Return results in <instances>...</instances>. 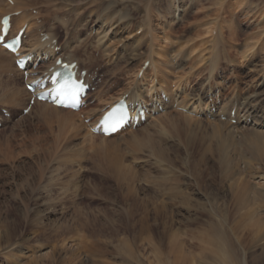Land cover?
<instances>
[{
	"label": "rangeland",
	"instance_id": "obj_1",
	"mask_svg": "<svg viewBox=\"0 0 264 264\" xmlns=\"http://www.w3.org/2000/svg\"><path fill=\"white\" fill-rule=\"evenodd\" d=\"M112 1L119 14L131 17L125 29L120 25L123 42L115 46L114 55L104 56L102 49L93 47L89 38L96 19L93 14L89 29L80 33L81 40H88L86 46L81 41L76 59L85 61L83 68L102 72L105 87L111 83L103 99L92 101L81 112L85 116L78 117L77 122L84 124L80 128L58 119L47 121L35 105L29 114H22L28 99L12 106L8 98L13 89L24 88L22 74L0 67V113L3 107L11 113L0 127V264H158V258L161 264H264V240L255 236L264 231V204L241 210L233 204L228 179L216 159L218 139L212 135L211 118L200 114L206 113L201 107L207 103L205 95L213 94L211 89L219 88L220 108L225 105L223 111H232L230 104L263 77L264 0H184L172 28L166 27L165 20H171L169 6L174 8L179 0ZM34 5L41 13H33V7L29 11L38 15H33V21L41 19L44 32L54 28L60 44L72 37L73 29L67 34L48 13L47 2L37 0ZM65 19L72 17L67 14ZM76 19L81 21V16ZM163 32L169 33V45L162 39ZM131 42L139 43L137 53H131ZM163 45L171 48L170 55L181 51L185 56L190 52L191 57H185L184 67H164L166 73L162 72L152 61L158 56L157 47ZM146 59L150 65L140 77ZM134 81L144 91L148 85L154 87L153 92H145V98L167 88L169 99L172 95L178 99L169 103L178 102L187 111L164 102L167 111L117 136L116 141L92 133L85 118L124 95ZM255 88L263 94L264 80ZM207 146L213 148L210 153H205ZM260 164L264 171V160ZM130 189L147 203V209L135 210L133 218L129 214L136 197L129 198ZM162 204L164 211L155 213ZM146 214L150 228L140 222ZM161 219L168 223L166 228ZM167 230L179 234L182 251ZM15 252L21 253V260L15 259ZM45 252L49 257L37 258Z\"/></svg>",
	"mask_w": 264,
	"mask_h": 264
},
{
	"label": "bare ground",
	"instance_id": "obj_2",
	"mask_svg": "<svg viewBox=\"0 0 264 264\" xmlns=\"http://www.w3.org/2000/svg\"><path fill=\"white\" fill-rule=\"evenodd\" d=\"M56 1H58V0H44V2H47L49 7H50V9H49L50 12H48V13H52L51 15L54 17V19H56L59 23H61L63 28H65V30L67 31V34L70 32L69 30L73 29L72 32H70L72 37L67 39L65 41V43H63V44L59 43V46L61 47V50H60L61 55H63L67 60H73V61L78 60V59H76V51L79 49L78 47H80L79 45L82 41L79 38V37H81L80 33L82 30L84 31L85 29L86 30L89 29L88 28L89 23H87V22L89 21V17H91L90 15L93 14L92 16H94L96 19L93 20L94 25L92 27L90 26L91 28L89 31L91 32V34H90L91 36H89V38L91 37L90 40H92L91 42L94 43L93 47H95L96 49H102L104 56L107 55V56L112 57V54L115 52V48H116L115 46L123 40V37H121L122 35L119 37L120 25L123 23V25H121V27L123 26V28L125 29V27L128 25L127 21L131 18L130 14L129 13L119 14L120 11L116 10V8H117L116 3L112 0H111V2L110 1L108 2L105 0H101V1L100 0H60L59 5L55 4ZM98 1L100 3L97 6L95 3H97ZM183 1L184 0H179V5H177L175 2L176 5H173L174 8H172V6H169V14L171 16V20H165L166 27L168 25L167 28H169V26H171V28H172V25L174 23V19H176V17H177V12H178V10H180L182 8L181 3ZM36 3H37V0H13V4L9 3L7 0H0V11H1V13L4 12L3 14H1V13L0 14L2 16V15L7 14V13H15V12L21 11V13L19 15L13 17V21L15 22V25H14L15 28L14 29L16 31L20 27H22L24 24L28 25L26 35H25V38L23 40V46H22L21 50L24 52H30L31 54L35 53L37 57L38 56L43 57V60H44L43 62L47 63L48 66H46V67L48 69L54 63V57H53L54 51L48 49V43L47 42L41 41V34L40 33L44 31L42 29L43 25L41 22L39 23V19L37 21H33V14L31 15V13L29 11V9H30L29 7H33L34 4L36 5ZM93 4H95L96 6L93 7ZM177 6H178V8H176ZM179 6H181V7H179ZM33 9H34V7H33ZM180 12L182 13V11H180ZM67 14L69 15V18L72 17V19H70V21L69 20L67 21L65 19V15H67ZM148 14H150V13H148ZM59 15H61V16H59ZM76 15L81 16V21L80 20L77 21ZM147 18H148L146 21L147 22V28H148V30L149 29L151 30L152 29L151 28L152 27L151 26V23H152L151 22L152 21L151 14L148 15ZM230 26H232V25H230ZM14 29H13L12 35H14V33L16 32ZM53 29L50 28V30L46 33L50 34L52 39H54V38L56 39L58 37H56L57 34L55 35V32L53 31ZM217 29L219 30V28H217ZM76 31H77V34H75ZM148 32H150V31H148ZM168 32H170V31L168 30ZM210 34H211V32H210ZM170 36H171V34H170ZM73 37H76V39L73 40ZM162 39H164L165 44L168 43V45H169V42H170L169 33L163 32ZM153 42H154V40L152 41V44H153ZM85 43L83 45H85ZM130 45H133L131 47V50H132L131 53L132 54L137 53L136 51H137V48H139V43L131 42ZM221 45H223V44H221ZM123 46L125 47V45H123ZM163 46H165V45H163ZM163 46L157 47V48H159V49H157L158 52L156 51L158 56L155 59L156 61L155 60L152 61L154 63L153 64L154 68L155 67L157 69L161 68L162 72H165L163 70L164 67L169 68V69L170 68L175 69L176 67H184L183 61L185 60V57H188V58L191 57V56H189L191 54L190 52H189V54L186 53L187 56H185V54H182L181 51H179V52L177 51L175 54L170 55L171 52L169 51V49H171V48L166 49V46L165 47H163ZM85 48L86 47H84V49ZM152 50H155V49H153V47H151V51ZM251 51H254V50L251 49ZM216 52H217V50H216ZM223 53L224 52H222V54ZM91 54L92 53H90V55H89L90 61H92ZM122 54H123V51H122ZM254 54H255V52H253V54L251 56H253ZM215 55L216 54H214V57H215ZM46 56H48V59L46 58ZM66 56H68V57H66ZM119 56L120 55L118 54V57ZM114 57H116V56H114ZM200 57H201V55H200ZM221 57H222V55H221ZM244 57H248V56H244ZM251 58H253V57H251ZM147 59L145 61H147ZM15 60H16V58L12 53L6 51L4 48H2L0 46V67L5 69L6 72L7 71H10V72L14 71L17 74L21 73L23 75V72H21L17 68V66L15 64ZM212 60H214V61H212ZM212 60L211 61L213 62V66H216L218 58L215 57ZM78 61L80 64L81 60H78ZM84 62L85 61L83 60L82 63H84ZM92 63H94V62L92 61ZM175 65H178V66H175ZM213 66H210V67H213ZM191 69L194 70L195 66H192ZM33 71H34L33 69H30L31 73ZM212 71H213V69H212ZM232 73H233V71H232ZM9 74H12V73H9ZM159 75H157L156 78H157V81L161 83V81H160L161 79H159V77H160ZM133 80H135V79H133ZM263 80H264V75H263V77H261L260 80H258V82L256 81L257 84L251 85V91H248L243 95H240V97H238L239 96L238 95L237 100L233 101L230 104V106L232 105V107L235 108V118H237V122H238L237 124H233V123H231V121H228V120L227 121L214 120L215 118L213 119V121H211L212 119L210 121H208L209 125L211 126L210 128L212 129V135L216 136L218 139V141H217V145H218L217 147L218 148H217V153H216L217 154L216 159H218V163L220 164V167L222 168L223 175L228 179V182H227L228 189L227 190L230 193L231 201L232 202L234 201L233 204L238 206L240 208L239 210L246 209V208H252L251 204H254V203L258 204V206L256 208H258L259 206L261 208L262 204H264V171L261 169V164H260V162L262 160H264V111L260 105L261 97L263 96L264 93L262 94V92L256 90V88H255L256 86L261 84V82H263ZM163 83H161L162 86H163ZM133 85H132V87H129L130 90L128 88V91L126 90V92L124 93V94L129 93V97L132 99H139V98L143 99V98H145V92H148V93L153 92V88H154L153 86L150 87L148 84H146V85H148L146 90L145 91L141 90V87L139 86L138 81H136V83L134 81ZM103 86L101 89V93L106 91L105 84H103ZM163 89L166 91V93L169 92L167 88L166 89L163 88ZM248 90H250V89H248ZM8 92H9V90H8ZM154 93H156V91ZM10 94H11V97H8V98H9V103L12 106L13 105L18 106L19 103L22 102V100L25 102L26 99H28V103H27V105H25L24 109L28 106L29 99L31 98V94L26 89V86H24L23 89H19V88L13 89ZM105 95H107V94H105ZM25 97H26V99H25ZM187 98L189 99V97H187ZM173 99H174V101H176L177 97L172 95V97H170V100H173ZM111 101H114V99H112ZM163 104H164V102H163ZM182 105H184V104H182ZM35 106H37V108L40 107L41 111H43L42 116H44V118H46L47 121L50 119H54V120L58 119V120L64 122L65 125H66V123H68L69 125L70 124L73 125L75 128H78V127L80 128L81 126L84 125L83 122H82V124H80L81 122H77V120H79L78 117L82 114L80 111H79V113H80L79 114L73 110L55 107V106H52L46 102H40V101H36ZM226 106H227L226 107V109H227L228 104H226ZM34 108L35 107L33 106L32 110ZM223 108H225V105L221 107L222 110H223ZM223 112L228 115L229 119H233V117L231 115L232 111H223ZM60 124H62V123H60ZM67 128H68V126H67ZM87 134L91 135L89 130L87 131ZM121 134H116V135H113L110 137H104V139L108 142L116 141L117 140L116 137L121 135ZM210 149L213 150V148H211V146H207V148L205 149V153L207 151L211 152ZM214 151H215V149H214ZM119 157L123 158V156H119ZM117 161H122V160H117ZM113 163H115V162H113ZM125 165H126V163H125ZM121 167H122V165H121ZM122 169H123V167H122ZM128 195L130 196L129 197L130 199L131 198L134 199L136 197L134 199L133 203L131 204L132 205L131 210H130L131 214H129V217L132 216V218H133L134 211L137 209H140L141 207H144V208L146 207L145 209H147V206H146L147 203L144 200L146 198H144V199L137 198V195L131 189L128 191ZM211 204H212V202H211ZM227 204H228V202H227ZM161 206H160L161 208L160 207L155 208V213H160V212L162 213L164 211L165 205L163 206V204H162ZM252 210L255 211L254 208ZM246 212H247V210H246ZM147 214H148V212H147ZM147 214H146V216H144L140 220V222L142 223L143 226H146V227L148 226L150 228L152 226V224H150ZM162 222H163L164 226L166 225L165 226V228H166L168 226V223L165 220H162ZM133 223L136 224V222H133ZM262 230H264L263 227H262ZM167 232L169 233L170 231L167 230ZM176 233L177 232L171 231L169 234L170 235L173 234L171 237L172 241L174 238L175 243L176 242L178 243V247L182 251L183 250V244L179 239V237H180L179 234H176ZM255 236L260 241L264 240V231L260 232V233L258 232ZM237 238H239V237H237ZM172 245H174V243ZM76 246H77V244H76ZM172 247H174V246H172ZM77 248H78V246H77ZM74 251L76 252L77 250H74ZM170 252H171V250H170ZM49 254H50L49 252L48 253L45 252L43 254L38 255V257L37 256L36 257L39 259H44L46 257H49ZM74 255H75V253H74ZM21 256H22L21 253L16 254V252H15L14 257L17 261L21 260ZM80 260H82V259H80ZM161 263H162L161 259L158 258V264H161Z\"/></svg>",
	"mask_w": 264,
	"mask_h": 264
}]
</instances>
